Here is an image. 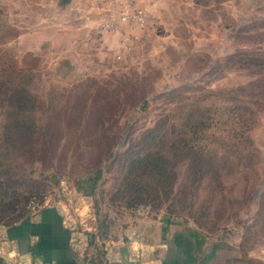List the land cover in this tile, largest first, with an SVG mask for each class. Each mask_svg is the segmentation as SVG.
Listing matches in <instances>:
<instances>
[{
    "label": "rangeland",
    "instance_id": "374dc122",
    "mask_svg": "<svg viewBox=\"0 0 264 264\" xmlns=\"http://www.w3.org/2000/svg\"><path fill=\"white\" fill-rule=\"evenodd\" d=\"M139 2L0 0V224L47 197L97 264L149 217L264 254V0Z\"/></svg>",
    "mask_w": 264,
    "mask_h": 264
},
{
    "label": "crops",
    "instance_id": "0c3cea01",
    "mask_svg": "<svg viewBox=\"0 0 264 264\" xmlns=\"http://www.w3.org/2000/svg\"><path fill=\"white\" fill-rule=\"evenodd\" d=\"M133 226L127 237L116 242L121 260L113 264H264V254L215 238L187 220L149 217ZM6 234L32 264H97L88 251L81 257L72 248V233L53 206L41 207L36 215L27 211L6 226ZM137 248L140 258L132 260ZM0 264L6 263L0 259Z\"/></svg>",
    "mask_w": 264,
    "mask_h": 264
},
{
    "label": "built area",
    "instance_id": "2783aa9c",
    "mask_svg": "<svg viewBox=\"0 0 264 264\" xmlns=\"http://www.w3.org/2000/svg\"><path fill=\"white\" fill-rule=\"evenodd\" d=\"M109 4L118 6V15L116 17V22L118 25H129V26H137V27H145L146 26V12L145 9L141 7L139 0H109ZM43 206H53L58 209L61 213L65 221L67 220V210L63 209V207L59 206L58 203L54 201H50L47 197L43 200L30 201L27 206V210L33 214H38L39 210ZM67 225L72 233L71 246L77 252L79 256H85L84 250L88 245L87 239L85 236L81 235L80 232H77L74 227H70V221L67 222ZM141 249L137 248V254L133 255L134 257L140 258ZM119 246L116 243H109L103 260L104 264H113L115 262H119L121 259ZM0 259L4 261L6 264H32L31 261L25 257L22 253H19L15 250L13 244L8 239L6 234V225L0 224ZM90 260V259H88ZM90 262V261H89ZM40 264H54L52 262H43Z\"/></svg>",
    "mask_w": 264,
    "mask_h": 264
}]
</instances>
